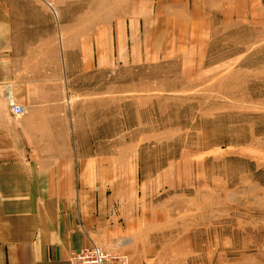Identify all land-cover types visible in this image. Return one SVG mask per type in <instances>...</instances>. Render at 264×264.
<instances>
[{"label":"rangeland","instance_id":"1","mask_svg":"<svg viewBox=\"0 0 264 264\" xmlns=\"http://www.w3.org/2000/svg\"><path fill=\"white\" fill-rule=\"evenodd\" d=\"M33 1L64 9L60 89L67 101L78 88L80 104L62 109L73 144L105 156L93 195L116 198L140 264H264V13L232 0Z\"/></svg>","mask_w":264,"mask_h":264},{"label":"crops","instance_id":"2","mask_svg":"<svg viewBox=\"0 0 264 264\" xmlns=\"http://www.w3.org/2000/svg\"><path fill=\"white\" fill-rule=\"evenodd\" d=\"M237 1L243 13H264V0ZM63 10L0 0V264H73L72 253L93 243L140 264L130 226L111 209L116 198L93 195L91 171L105 156L92 162L87 144H73V120L62 109L80 104L78 88H68L67 101L60 89L69 68L59 51ZM76 62L83 72V59ZM10 97L22 114L10 112Z\"/></svg>","mask_w":264,"mask_h":264},{"label":"built area","instance_id":"3","mask_svg":"<svg viewBox=\"0 0 264 264\" xmlns=\"http://www.w3.org/2000/svg\"><path fill=\"white\" fill-rule=\"evenodd\" d=\"M8 106L11 113L22 114V106L11 97L8 100ZM72 261L73 264H130V259L126 254L116 250H106L95 243L74 251Z\"/></svg>","mask_w":264,"mask_h":264}]
</instances>
